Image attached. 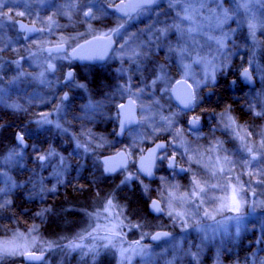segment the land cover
I'll return each mask as SVG.
<instances>
[{
	"label": "rangeland",
	"instance_id": "1",
	"mask_svg": "<svg viewBox=\"0 0 264 264\" xmlns=\"http://www.w3.org/2000/svg\"><path fill=\"white\" fill-rule=\"evenodd\" d=\"M106 1L115 4L128 0ZM93 2L98 3L95 0H0V48L3 49L0 53L3 57L0 69V121L3 122L0 125V188L7 191L4 201H11L0 208V249L7 247L15 253L4 255L0 264H22L24 262L18 260L26 253L54 251V244L45 238L43 228L48 212L43 216L37 213L49 208L51 194L57 195L60 189L65 193L67 184L73 190H79L78 186L83 189L84 199L78 201L96 206L84 225L86 235L73 238L65 248L69 253L79 251L85 259L91 258L89 264L96 258L98 263L105 264V253L114 256V264H206L207 259L208 264H238L225 261L223 250L234 242L228 234L231 235L229 230L233 224L238 225L233 218L240 212H244L245 217L239 219V224L247 227L248 234L257 228V244L262 250L261 254L254 253V257L256 264H264V186L257 183L262 178L258 173L264 168V157L257 151L264 144V116L256 115L264 111V0H250L247 8L238 10L232 0H224L223 9L228 10L229 17L226 22H223V10L215 0H183L171 7L168 0H160L154 7L141 9L139 18L126 21V25L133 28L131 32L114 31L118 42L114 48V83H101L97 92L103 91V95L109 85V94L98 100L95 111L87 109L89 102H84L87 99L77 93L79 105L76 106L80 110L68 103L56 116L50 111L40 115V108L53 98L58 100L50 77L54 72L49 70L48 64L66 57L48 54L45 48L63 43L72 49L95 33H111L109 27L113 21L114 30L125 21L115 13L113 17L105 12L102 3ZM239 2L243 3V0ZM17 19L36 24L40 32L23 39ZM171 25H178L183 34L176 35V28H171L163 41L165 47L161 48L156 39L158 30ZM250 25L253 26L251 29ZM168 45L173 49L171 53ZM180 48L186 51L181 54ZM142 51L148 52V56L138 58L136 54ZM235 59L234 65L247 66L259 81L258 87L247 89L242 103L243 113L249 117L240 118L234 108L228 106L226 115H222L225 110L215 114L216 126L208 133L190 134L180 126L182 112L176 109L170 95L171 86L179 78L189 80L198 106L203 101V88L212 87L218 73L231 68ZM160 65L165 66L166 79L153 85L151 81L155 76L151 69L156 70V75H165L159 71ZM190 65L193 68H189ZM138 66L140 71H137ZM38 72L43 77L37 75ZM210 76L214 79H206ZM40 82L42 86L35 90ZM161 88L165 91L161 92ZM129 96L138 104L140 124L127 133L124 141L118 142L111 137L110 126L117 116V107ZM164 117L171 121L167 130ZM44 120L59 126L41 124ZM9 122L20 123L24 136L29 134L36 138L29 141L27 152H21L23 146L19 141L17 146L7 149L4 140ZM159 136L168 137L170 149L188 163L190 171L179 180L163 175L157 185L150 187L163 203L164 219L169 220V226H178L182 220L179 224L182 229L191 228L192 223L202 219L207 221L198 232L192 233L188 229L183 235L153 246L147 241L151 234L143 229L144 226L128 218L109 192L102 195L110 179L101 178L99 171L101 155L110 154L116 144H121L129 152L130 173H135L133 166L137 156L147 142H153ZM224 139L236 142L237 146L230 148L231 151L233 148L242 150L241 170L237 169V163L232 164L233 167L225 163L228 145ZM13 152L16 155L10 159ZM253 155L258 159L252 160ZM38 156L46 159L39 161ZM221 168L224 171L221 172ZM234 171L236 173H232ZM54 173H60L59 182ZM228 176L231 183L242 188L238 195L242 197L239 212L232 211V190L227 200ZM80 180L92 188L85 187ZM196 183L204 188L203 192L194 187ZM34 185L37 192L41 186L55 188V192L34 195ZM15 212L29 222L21 223ZM206 212L208 216H205ZM212 220L216 226L212 225ZM222 225L225 227L220 228ZM253 244L248 240L246 248L249 246L251 250ZM61 255L64 257L65 254ZM46 260L42 264H47Z\"/></svg>",
	"mask_w": 264,
	"mask_h": 264
},
{
	"label": "flooded vegetation",
	"instance_id": "2",
	"mask_svg": "<svg viewBox=\"0 0 264 264\" xmlns=\"http://www.w3.org/2000/svg\"><path fill=\"white\" fill-rule=\"evenodd\" d=\"M117 2L114 4V3H109L106 0H102V4H103V6L105 8V12L111 13L113 17H114V13H115L119 18H121L122 20H125L116 29H119V31L127 30V31H130V32L133 30V28L128 26V25H126L127 22L134 21V19L139 18L140 14H141L140 13L141 9L151 8V7H154V6L159 4V2H158L156 5H153V6H145V7L138 8L134 14H132V13H130L128 11L127 16L122 17L114 9V7L117 4ZM93 4H100V3H94L93 2ZM87 16H89V13H88ZM135 17H137V18H135ZM17 21H18V19L16 20V24H17ZM141 22L144 23V20H141ZM109 28H111V33H109V34L108 33L107 34L95 33L93 36L87 38L86 40H84L82 42V43H85V42H87V41H89L91 39L106 40L108 38H112V40H113V48L110 51L108 59H106L105 61L88 60L86 58H80V59L73 58L71 56V52L78 45L73 47L72 49H70L65 44L67 46L66 51H60V52L51 51V52H47L48 54L59 55V56L65 55L66 57H64L62 59H57L56 63L48 64V68L51 65L52 66V72H54V73L50 74L51 75L50 77L52 78V84L55 86V87L52 86L54 93L57 90L56 96H57L58 100L56 101L55 98H53L50 102H48L42 108H40V110H39L40 111V115H47L48 111H50L52 116H56L57 114L62 112V107L66 106L68 103L71 104L72 108H77L78 109L79 106H76V105H79V103L77 102V98H78L76 96L77 93L81 94L84 97V99H87V100L83 99L84 102H86V101L89 102V107L87 109H92L93 111H95V108H97L98 105H99L98 104L99 103L98 100H101L102 98L108 97L109 85L107 86V89H108L107 92L106 93L104 92V94H103L104 96L101 95V92H103V91L99 90L97 92V90H98L99 86L101 85V83H103V84H111V85H112V83H114V50L117 48V45H118V42L116 41V38L114 36V21L112 22L111 27H109ZM120 29H122V30H120ZM178 34H179V31L176 32V35H178ZM21 35H22L23 39L26 38V33H21ZM114 42H115V47H114ZM82 43H80V44H82ZM60 44H63V43H60ZM54 45H58V44H54ZM49 46H47V47H49ZM51 46H53V45H51ZM20 61H22V59H20ZM236 61H237V59H235L233 61V63L234 62L236 63ZM191 63H193L192 59H191ZM89 66L91 67V70H89ZM246 67L239 68L238 75L236 77L230 79L231 87H232V90L234 91V93L232 94V96L234 97L233 101L236 104L239 105V108L242 110L241 113L243 115H244V113H243L244 111H243L242 103H243L244 96H245V93H246L247 89H250V87L246 86L243 83V80L241 78V72ZM189 68H193V67L190 65ZM71 71L73 73V78H72L71 84H69V80L67 81V74L69 72H71ZM37 75H40V77H43V75L41 73H39V72H38ZM253 75H254V77H255L258 85H259V81H258L256 75L254 74V72H253ZM218 77L219 76H217V78ZM179 80H186V81H188L191 84V82L189 80L185 79V78H179L178 80H176L174 82V84L177 81H179ZM57 84H60V85L57 86ZM236 84H238L239 87H240L238 90L236 89ZM39 85H41V82L38 85H36L34 87V89L36 90V88ZM80 85H83V87H80ZM173 85L171 86V88L169 90L170 95H171V89H172ZM191 86H192V84H191ZM215 87H216V83L212 87L203 88V90H202L203 101L201 102V104L196 106V97H195L196 95H195V90H194V88L192 86L193 92H194V97H195V104H194L193 109H191L190 111L189 110H185L182 107H180L174 101V99H173V97L171 95L173 101L176 104V109H178V110H180L182 112V118H181V123H180L181 125L180 126L181 127L183 126L187 130H189L190 134H195V133H199V132L208 133L210 130H212L216 126L217 119H216V115L215 114L218 113V112H221L223 110L214 109L215 108L214 104L215 105L218 104L215 100H212V98H211L213 93H214V91H215ZM93 93H95V94H93ZM32 95L34 97L35 94H32ZM60 95H61V98H59ZM113 95H114V93H112L111 96H113ZM128 98H133V97L132 96L127 97L124 100V102ZM46 100H48V99H46ZM123 103H121V104H123ZM55 104H57V106H54ZM81 104H82V102H81ZM119 106L117 107V111H116L117 112V114H116L117 116H116L115 119L113 118V125L110 126L111 137L113 139L116 138L118 142L124 141L127 133L130 132L131 130H133L135 127H137L140 124V116H139L138 125H136L135 127L129 129L125 133V135L120 138L118 136V129H119V126H120V119H121ZM50 108H51V110H50ZM85 109H86V106H85ZM78 110H80V108ZM45 111H47V112H45ZM138 113H139V107H138ZM197 117L199 118L198 120L200 121L201 126H200V128L192 129L190 127V123L189 122L193 118L195 119ZM40 120H41V117H40ZM48 122L49 121H45L44 120V121H42L40 123L41 124H45V125H51V126L53 125V127L54 126H56V127L59 126L57 123L50 124ZM19 131L16 132V135H17V133ZM220 134H223V133L221 132ZM25 137L27 138V136H25ZM159 137L160 138L154 140L153 142H147L145 144L143 152L140 153L137 156L135 164L133 166L135 174L138 175L139 177H141L144 180V182H145L144 183L145 186H147V191L145 192V195H146L148 210H149V213L151 215H153V214L150 212V208H149L150 204L155 198H158V197L154 196L155 194L152 193V190H151L150 187L152 185H157V183L160 182V180L163 177V175H164V177L167 176V177H169L172 180H179V179H183L184 177H186V175H188L189 172H190L188 163L185 162V160H183V158H181L177 153H175L174 151H172L170 149V145L171 144H170V141H169L168 137H164V136H159ZM160 140L168 141V146H167L166 150L162 151L159 154L158 158H157V165H156V171H155L156 172V179L153 180V181H150V180L144 178L140 173H137V162H138V158L142 154H144L146 152L148 147H150L153 143H155L157 141H160ZM224 140H225L224 143L226 142L227 145H228V146L225 145L226 146L225 150L228 151L227 160H228V163L231 164L230 167H233L232 164L237 163V169L241 170L242 163L244 162L243 161L244 156H242V150L239 149V151H238L235 148H233V151H231L230 148L237 146L236 142L235 141L233 142V140H229V139H224ZM18 143L19 142H17V144ZM120 145L116 144L115 150L113 152H111L110 154H117V153H119L121 151H124L126 153L127 157H128V160H129V165H128V167L126 169L118 171V172H116L113 175L107 176L104 173V164L102 162V158H103V156L109 155V154L101 155V158H100V163L102 164V166H101V169L99 171V174L101 175V178L105 177L108 180L110 179V182H107L105 187H110V191H108V192L113 197H114V186L116 187L121 182V180H123L124 176H126V175H128L130 173L129 168H130V166L132 164L131 160H130V157H129V154H128L129 153L128 150L126 148H124L123 146H120ZM28 149H25V150H28ZM163 155H168L169 157H175L176 167L175 168H169L168 160H164L163 162H161L160 157L163 156ZM180 168L185 169V171H183V172L179 171ZM229 170H230V168H229ZM225 173H227V172L225 171ZM232 173H236V172L234 171ZM226 180H228L227 181V186L225 188L226 192L228 193V196H227V200H228V197L230 195L231 190L233 191V187L234 186L237 187V185H236L237 183H231V181L229 179V176L226 177ZM80 182H82L85 185V187H91L90 184H87L85 181H81L80 180ZM238 182L241 183V180L239 179ZM60 188H57V190H59ZM71 188H73V187H71L69 184H67L65 193H62L60 191L61 190L60 189L57 192V195L51 194V196H50L49 208H51V211H49L47 213V215H46L47 216L46 223L50 224L49 225V230L52 233V238H51L52 242H54V240H52V239L54 238V236L56 234H60L59 236L63 238L64 242H72L73 238H75V237L78 238V237H81L83 235L85 236L86 235V229H83L84 225L89 220V217H90L89 215L92 212V210H95V208H96L94 203H87L86 201H84V202L82 201L81 203L76 204V203H66L63 200V202L57 203L56 199L61 197V196L64 199H67V196L69 194L68 192L71 191L70 190ZM237 188H239L240 189L239 192L242 193V188H240V187H237ZM79 190H81L83 192V189L81 187L79 188ZM95 191H96V189H95ZM253 195L254 194H252L251 196L253 197ZM241 198L239 196L236 197V199L239 200L240 203H241ZM252 205H253V203L251 202L250 203V207H249L250 209H251ZM56 207H58V208L56 209ZM55 210H57V212ZM153 216L158 218V219L154 220L155 225L154 226L146 225L143 228L145 231H148V233L151 234L150 238L147 241L149 243H151L153 246H160L161 244H163L164 242L170 240L171 238H173L175 236L183 235V234L188 232V229H190V232H192V233H195V230L198 232V231L201 230L199 227L202 225V223H205L207 221L206 219H202L200 221L195 222L194 224L192 223V225L190 226L191 228H186V229L183 228L182 229V228H180L181 225H179V224H181L183 222L182 220L179 221L178 226L177 225L169 226V220H167V219H163L162 220V219L159 218V217H163V216H155V215H153ZM237 216L239 217V219H244L245 214H244V212L243 213L240 212V213H237ZM61 221H62V225L59 228V227H57L56 222L57 223H59V222L61 223ZM212 223H213V220H212ZM212 225H215V224L213 223ZM233 225H234L233 228H230V230H229L231 232L232 236L230 234H228V235L231 238L232 237L234 238L233 239L234 242L233 243H229V245L227 247H225V249L223 250V256L224 257H229V256L231 257V256H233L236 253L237 254L238 253H242V252H240L241 251L240 249L241 248H246L248 240L255 244V246H253V247H252V245H250V247L252 248L251 250H249L250 253L254 251V253L256 255L261 254V250H262L261 246L257 244L259 242L258 241V236H257V228L254 227L253 232L251 234H248L246 226L240 225V224L237 225L236 223L233 224ZM226 226H228V225H226ZM222 227H225V226L222 225L220 228H222ZM250 227H251V225H250ZM241 230H242V233L240 234ZM159 231H168V232H170L171 235H170V237L165 238V239H163V240H161L159 242H154L153 241V237ZM222 231H223V229H222ZM226 231H228V229H225L223 232H226ZM223 232H219L218 231V233H221V234ZM247 248H249V246Z\"/></svg>",
	"mask_w": 264,
	"mask_h": 264
},
{
	"label": "water",
	"instance_id": "3",
	"mask_svg": "<svg viewBox=\"0 0 264 264\" xmlns=\"http://www.w3.org/2000/svg\"><path fill=\"white\" fill-rule=\"evenodd\" d=\"M159 1L160 0H158V2ZM156 4L157 3L147 4L145 3V0H128L127 2L125 1L118 2L116 6L114 7V9L115 11H117V13L120 16L125 17L127 16L128 11L134 14L139 7L153 6ZM17 26L20 32L26 33V37L34 36L40 32V29L36 24H30L22 19L17 21ZM29 29H33V31H29ZM114 47H115V42H114ZM112 48H113L112 38H108L106 40L91 39L85 43L78 45L75 49H73V51L71 52V56L77 59L86 58L88 60L105 61L106 59H108ZM66 49H67V46L65 44H58V45L47 47L46 52H51V51L60 52V51H66ZM245 70H247L248 72L247 78H245L244 76ZM241 78L243 80V83L250 88H255L258 86V83L252 73V70L248 67L242 70ZM171 95L174 101L183 109H185V102H188L189 100H191L190 110L193 109L194 104H195V99H193L194 92H193V88L191 84L188 81L186 80L177 81L171 89ZM119 111H120L121 119H120V126L118 129V136L121 138L125 135V133L129 129L138 125L139 123L138 105L133 98H128L123 104L119 106ZM200 126H201V123L198 120V123L195 126V129L200 128ZM190 127L193 129V126L191 124H190ZM19 137H23V144H21L23 148L28 149L30 146L29 140L20 131L16 135L17 141H19L18 140ZM158 144H164L167 148L168 141L160 140V141L153 143L150 147H148L146 152L138 158V162H137V169H148L153 173L152 176H147L144 173H140L144 178L150 181H153L156 179L155 171H156V165H157V158L159 154L162 152L161 150H156L153 153V149H155L156 145ZM105 161H107V163H105ZM102 162L104 164V173L107 176L113 175L118 171L126 169L129 165L128 157L124 151H121L117 154L105 155L102 158ZM107 167L114 169V171H111V172L105 171V168ZM153 201L158 202L160 208L163 209V211L156 212V211H153L149 207L150 212L155 216H164L166 211L163 207L162 202L158 198H155ZM158 233H168L169 235L166 237L161 236V238L158 240L153 239L154 242H159L165 238L170 237L171 235L170 232L168 231H159L156 233V235ZM30 255L35 256V257H40V259H29L28 257ZM47 258H48L47 252H42V253H36V252L30 253L29 252V253L24 254L23 256L24 263L22 264H42Z\"/></svg>",
	"mask_w": 264,
	"mask_h": 264
},
{
	"label": "trees",
	"instance_id": "4",
	"mask_svg": "<svg viewBox=\"0 0 264 264\" xmlns=\"http://www.w3.org/2000/svg\"><path fill=\"white\" fill-rule=\"evenodd\" d=\"M262 61L264 62V49L262 52ZM234 63H233V66L229 68L228 70L226 71L223 70L222 72L220 71L218 73L219 77L216 82L215 91L211 98L212 100H215L219 104V105L214 104V107H215L214 109L224 110L228 106H232L234 108V111L237 113L238 116H240V118L247 119L249 115L248 114L243 115L241 113L242 110L239 108V105L233 101L234 97L232 96V94L234 93V91L232 90L230 79L238 75V71L240 68L239 65H234ZM239 88H240L239 85L236 84V89L238 90ZM2 123L3 122L0 121V125ZM20 129H21L20 123L14 124V123L9 122L6 125V133H5L4 141L6 143L7 149L9 148L12 149L13 147L17 146L16 132L19 131ZM26 136L30 141L32 140L34 141V139H36L35 137L30 136L29 134H26ZM28 150L22 149L21 152L22 153L27 152ZM140 181H143V185H144L145 182L142 179V180H134L131 184V187L121 185V183H119L116 187L114 186V197L119 207L125 212L128 218H130L132 221L136 223H141V226H144V227L146 225L154 226L155 225L154 220L157 218L149 213L145 191H142V186L140 184ZM78 187L80 188L81 186H78ZM105 189L107 192L103 191L102 192L103 196L104 194H107L108 191H110V187H105ZM70 190L71 191L68 192L69 194L67 196V199H64L61 196L56 199V202L61 203L64 200L66 203H76V204L81 203L82 201H78V200L84 199L83 198V196H85L84 192H82L81 190H73L72 188ZM57 208L58 207H56V209ZM55 211L57 212V210ZM15 213H16L17 218L21 221V223L26 224L29 222V220L26 219L25 216H22L21 214L17 212ZM159 218L164 219V217H159ZM49 225L50 224L46 222L43 225L45 238H47L50 244H54L55 248L53 252L51 251L47 252L48 253V258L46 260L47 264H87L86 259L89 264V259L91 260V258L85 259V255L84 254L80 255L79 251H74L73 253L67 252V249L65 248L68 242H64L63 238L59 236L60 234H56L54 238L52 239L54 240V242H52L51 241L52 233L49 230ZM56 225L57 227L60 228L62 225V221L61 223L56 222ZM240 250H241L240 252L242 253H238V254L236 253L231 257L230 256L225 257V261H227L228 263H238V264H256L257 263V258L254 257L255 256L254 251L250 253L249 248H241ZM61 254H65L64 257H61L62 256ZM103 255H104L105 264H114L115 259L113 255H110L108 253H105ZM263 257H264V254L262 258ZM96 260L97 258L94 259V261H92L91 264H100ZM18 261L24 262L23 258H19ZM208 263L209 261L207 259L206 264Z\"/></svg>",
	"mask_w": 264,
	"mask_h": 264
},
{
	"label": "snow or ice",
	"instance_id": "5",
	"mask_svg": "<svg viewBox=\"0 0 264 264\" xmlns=\"http://www.w3.org/2000/svg\"><path fill=\"white\" fill-rule=\"evenodd\" d=\"M96 2H98V3H102V0H96ZM168 2H169V5H170V7H171V6H174L175 4L182 3L183 0H168ZM189 2H190V0H189ZM215 2H216V3L221 7V9L223 10V13H224V15H223V22H226V21L229 19V17H228V15H227L228 10H227V9H223V2H224V0H215ZM249 2H250V0H243V3H240L239 0H232V3H234V4L236 5V10H238V9L241 8V7L247 8ZM145 3H147V4H155V3H158V0H145ZM94 6H95V5H94ZM98 10H99V9H98ZM20 15H23V13H20ZM86 15H88V14H86ZM185 19H190V17H185ZM22 27H23V26H22ZM249 27H250V29H251L253 26L250 25ZM171 28H176L177 31H179V32H181V34H183L182 30L179 29V26H178V25H171V26H169V28L158 30V34H157V36H156V39H157L158 41H160V43H159V45H158L159 47H161V48L165 47L163 41H164V38H165L166 35H167V32H168ZM29 31H33V29H29ZM114 31H117V32H118L119 29H115ZM217 43H218V45H220L221 47L223 46V44H222L221 41H217ZM168 51H169L170 53L173 51L171 45H168ZM185 51H186V49H183V48H180V49H179V52H180L181 54H183ZM2 52H3V49L0 48V53H2ZM136 55H137L138 58H143V57H147V56H148V52H146V51H142V52H140V53H138V54H136ZM141 62H143V61H141ZM15 63L18 64L19 62L16 61ZM2 66H3V57H2V55H0V69H2ZM49 70H52V66H51V65L49 66ZM89 70H91V67H90V66H89ZM140 70H141V68L138 66V67H137V71H140ZM120 71H123V69H121ZM150 71H151L152 75L155 76V79H153V80L151 81V83H152L153 85H156L158 81L162 82V81H164V80L166 79V69H165V66H164V65H160V66H159V71L162 72V73H165V75H156V70H155V69H151ZM244 76H245V78L248 77V72H247V70H245V72H244ZM72 78H73V73L69 72V73L67 74V79L69 80V84H71V82H72ZM206 79L211 80V79H214V77H211V76H210V77H207ZM80 87H83V85H80ZM160 91H161V92H164L165 89L161 88ZM65 98H66V97H65ZM193 99H195V97H193ZM190 105H191V100H189L188 102H185V109L190 110ZM226 114H227V109L225 110V114H222V115H226ZM256 115H258V116H264V111H262V112H260V113H256ZM162 119H164L165 122H166L165 130H167L168 127H171V121H170V119H169L168 117H164V118H162ZM198 119H199V118L197 117V118H195V119H193V120H191V121L189 122V123L193 126V129H195V126H196L197 123H198ZM227 119H228L229 121H231V117H230V116H228ZM177 135H179V133H177ZM18 140H19L20 144H23V137H19ZM156 150L165 151V150H166V146H165L164 144H158V145H156V148L153 149V153H154ZM248 151L251 152L252 149H248ZM257 151L260 153V156H261V157H264V144H262V145L257 149ZM15 155H16V153L13 152V153L10 154V157H9V158L11 159V158H12L13 156H15ZM48 155L51 156L52 153L49 152ZM37 159H38L39 161H44V160L46 159V157H45V156H38ZM257 159H258V157H257L256 155H253V156H252V160L255 161V160H257ZM160 160H161V162H163L164 160H168V162H169V163H168L169 168H175V167H176V164H175V157H169L168 155H163V156L160 157ZM224 160H225V163L228 162L227 157H225ZM62 162H63V161H62ZM105 163H107V161H105ZM43 166H44V165L41 164V167H43ZM219 170H220L221 172L224 171L223 168H221V169H219ZM105 171H107V172H111V171H114V169H112V168H110V167H107V168H105ZM179 171L183 172V171H185V169L180 168ZM137 173H144V174H146L147 176H152V175H153V173H152L150 170H148V169H137ZM54 175L57 176V179H58V182H59V175H60V173H54ZM258 175H260L262 178H261L260 180H258L257 183H258L260 186H264V168H262V169L260 170V173H258ZM0 176H2V174H0ZM134 180H139V176L136 175L135 173H129L128 175L124 176L123 180H121L120 183H121V185H125V186H128V187H131V184H132V182H133ZM9 183H10V181H9ZM140 184H141V186H142V191H145V192H146V191H147V186H144V185H143V181H140ZM194 187H195V188H198V189H199V192H203V191H204V188H201V187L199 186L198 183L194 184ZM8 190H10V188H9ZM45 191L55 192V188H52V189H46V188H44L43 186H41L39 192H37V191H36V186H35V185L33 186V194H34V195H41V194H42L43 192H45ZM239 191H240L239 188H237V187H235V186L233 187V196H232L231 199H232V211H235V212H239V210H240V202H239V200L236 199V197L239 195ZM5 194H7L6 189H4V188H0V208H3V207H5V206H7L8 204L11 203V201H4L3 196H4ZM197 194H198V193H197ZM109 204H111V201H109ZM150 208H151L153 211H156V212L163 211V209L160 208L158 202H156V201H153V202H152V204L150 205ZM49 211H51V208L44 209V210H42L41 212L37 213V215L43 216V215H44V212H49ZM208 215H209V213L206 212V213H205V216H208ZM233 219H236V220L238 221V225H239V217H234ZM262 228H264V226H262ZM168 235H169L168 233H158L156 236L153 237V239L158 240V239L161 238V236H165V237H166V236H168ZM6 254H15V253H14V251H10L7 247H5V248H3V249H0V259H3V258H4V255H6ZM192 255L195 256L196 254H192ZM28 258H29V259H40V257H35V256H31V255H30Z\"/></svg>",
	"mask_w": 264,
	"mask_h": 264
}]
</instances>
